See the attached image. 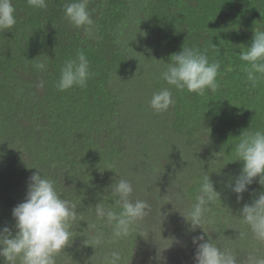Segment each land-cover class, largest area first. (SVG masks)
<instances>
[{
    "label": "trees",
    "instance_id": "16d2710c",
    "mask_svg": "<svg viewBox=\"0 0 264 264\" xmlns=\"http://www.w3.org/2000/svg\"><path fill=\"white\" fill-rule=\"evenodd\" d=\"M179 1L107 0L105 3V0H98L96 7L89 8L101 38L90 39L83 28L71 24L63 29L68 38L50 44L53 38L38 32L36 36L33 24L27 19V0H14L17 23L14 29H8L6 37L2 38L5 30H0V56H3L0 62V228L7 225L15 232L12 210L24 202L29 177L40 169L41 175L55 182L63 198L77 204L73 242L64 250L65 256H70L69 264L75 263L82 252H89L91 258L93 249L100 252L92 258L91 264H104L105 255L113 249L120 251L121 264H169L167 261L170 264H195L196 246L192 237L200 235L203 229L189 231L182 215L194 202L201 177L207 174L220 198L209 205L208 215L214 223L203 226L208 233L205 238L209 235L222 249L235 255L238 264H252L250 258H264V243L254 239L239 217L243 204L250 203L261 186L258 183L251 185L250 192L244 193L240 202L227 187L229 179L242 168V162H233L231 154L236 138L248 128L250 131L264 129V81L253 86L247 80L244 63L239 59L240 51L250 46L249 39H253L254 30H264V2L224 0L222 3L233 10V23H215L213 16L207 23L202 19L201 23H173L171 16L184 15L191 20V12L194 11L197 17L201 12L190 0H182L186 2L182 10ZM46 2L44 9H58L61 19L69 22L63 16L64 5L70 0ZM130 6L133 11H129ZM44 9H41L42 13H45ZM246 14L256 15L258 19L241 22ZM167 17L170 23L160 22ZM128 23H133L143 33L128 43L134 59L149 57V62L158 64L157 60L161 58L163 63L159 66L166 67L171 55L185 46L198 48L210 61L220 63L215 92L206 90L201 96L172 88L175 103L169 111L173 120L166 121L173 123L178 133L175 132L176 137H170L169 145L173 150L165 161L156 156L157 153H148L155 150L149 149L150 133L141 131L137 124L140 117L143 121L144 118L138 114L135 105L129 111L133 119L131 123L115 118L126 114V109L122 111L118 102L126 99L128 93L123 84L114 86L113 81L131 64V59L123 52L122 39L128 36ZM153 31L161 33V38L157 39ZM35 36L47 43L37 50H25L24 44L27 41L30 44ZM153 46L161 47L158 58L149 51ZM78 50H83L90 62L91 76L87 86L59 91L56 83L60 69L66 60L76 57ZM22 51L24 53L18 55ZM6 58L15 59L14 63ZM18 60L33 63L32 68L21 66L22 61ZM41 61L45 62L46 68H34V64ZM41 81L44 83L42 88L38 87ZM162 83L166 84L164 80ZM5 114L10 115L12 123L3 119ZM16 119H21V125ZM123 125L130 129L135 139L143 136L144 156H154L153 168L159 169L165 180H178L188 156L193 158L195 172L189 175L190 182L186 186L175 189L174 201L169 198L167 204L161 201L154 204V211L155 208L158 211L151 222L146 220L148 214L129 237L96 247L92 244V237L99 232L92 228L93 225L103 227L104 223L102 233L105 237L110 236L111 227L97 221L95 206L98 203L114 205L116 197L110 187L115 180L131 181L132 194L142 197L138 192L141 185L136 184L140 173L134 172L133 164L126 166L123 163V167L116 164L120 154L118 142L126 135L125 129L121 131ZM139 163L138 159L137 164L142 169ZM147 223L149 227L144 228ZM242 232L244 236L240 235ZM155 237L164 244L170 243V247H158ZM149 248L158 254H147ZM61 256L57 257V263L62 262ZM82 261L87 264L84 258ZM0 264H4L3 257H0Z\"/></svg>",
    "mask_w": 264,
    "mask_h": 264
},
{
    "label": "clouds",
    "instance_id": "9594fccd",
    "mask_svg": "<svg viewBox=\"0 0 264 264\" xmlns=\"http://www.w3.org/2000/svg\"><path fill=\"white\" fill-rule=\"evenodd\" d=\"M13 2L14 0H0V30H5L6 33L9 32L8 29H14L17 23ZM27 4L29 8H26V17L33 24L36 36L37 32L42 36L49 34L53 38L50 44L68 38L63 29L69 28L71 24L76 28H83L88 38H96L95 22L88 9V0H70L64 5L63 18L69 22L61 19L58 9H44L47 7L46 0H27ZM36 36L30 44L28 41L24 44L25 50H37L43 43H47L44 39L38 40ZM14 45L18 47L15 41ZM22 53L24 51L18 55ZM2 58L0 56L1 63ZM239 59L244 63L247 80L253 86L264 81V30H254L250 46L240 51ZM20 65L29 66V63L22 61ZM34 68L44 70L46 64L41 61L34 64ZM219 69L220 63L210 61L206 53L198 48L183 46L180 52L171 55L170 62L161 73V78L171 87L153 93L149 101L150 107L156 113L167 111L175 103L172 88L201 96L206 90L215 92ZM90 76V62L85 52L78 50L76 57L66 60L61 67L56 87L59 91L73 87L84 88ZM43 86L41 81L38 87ZM231 154L234 156L233 162H242L239 173L227 183L237 201L244 199V193L250 192V186L254 183L261 186V190L253 194L251 202L243 204L239 217L248 226L254 239L264 243V129L250 131L248 128L243 131L236 138ZM38 170L29 177L24 202L12 210L15 232L7 225L0 228V257H3L4 264H57V257L73 242L72 227L78 218L77 204L63 198L57 191L55 182L44 174L41 175V170ZM110 188L116 197L114 205L98 203L95 215L97 221L105 222L111 227V234L105 237L103 233H98L92 237V244L96 247L129 237L149 214L151 207L146 200L131 198L134 188L127 179H116ZM218 197L220 198V193L210 175L204 174L194 202L182 215L189 231L203 229L200 235L192 237V243L196 246L195 264H238L235 255L222 249L209 235L205 238L208 233L203 226L214 223V219L208 215L209 205ZM240 235L245 234L242 232ZM250 259L252 264H264V258ZM121 260L120 251L113 249L105 255L104 264H121Z\"/></svg>",
    "mask_w": 264,
    "mask_h": 264
},
{
    "label": "rangeland",
    "instance_id": "374dc122",
    "mask_svg": "<svg viewBox=\"0 0 264 264\" xmlns=\"http://www.w3.org/2000/svg\"><path fill=\"white\" fill-rule=\"evenodd\" d=\"M98 0H88V9L91 13L92 19H93V12L90 10V8L96 7V2ZM224 0H190L191 4L194 7L200 8L201 12L199 17L196 16V13L193 11L190 13L189 18L191 20H188L184 15L181 17H173L171 16L170 18H174L173 23H201V19L203 20V23H207L210 18L213 20L215 23H233L232 18H233V10H229L228 5L226 6L223 4ZM107 0H105V3ZM264 2V0H263ZM90 6V8H89ZM179 7L185 9L186 7V2L185 1H179ZM211 10L214 11V13H211ZM129 11H133L132 6H130ZM16 15V19L18 20V16ZM205 17L207 20H205ZM168 19L163 20L161 19V23H170L169 17ZM197 18L200 19V21H197ZM247 19H252L256 20L258 19L256 15H251L247 16L244 15L241 18V22H247ZM127 32L128 36H124L123 39V44H124V49L123 52L125 55L131 59V64L129 67H127L122 73H120L115 81H113L114 86H119L123 84V86L126 88L124 89L128 94L126 99L120 100L118 104L120 105L119 107L122 109H126V114L125 115H117L115 118L118 121H127L129 123L132 122V117L129 115L130 107L135 105L137 107V112L139 115H142L144 118V121L139 119L137 124L144 130L146 133H150V141L151 145L149 146L150 150H155V151H149L148 153H157L156 156L160 157L163 161H165L169 156H171L170 153H172L171 147H170V137H176V133H178V130L175 129L173 126V123H170L173 119L172 113H170L171 107L161 113H156L149 104V101L153 95V93L161 90L162 88L168 87L167 84L162 83V78H161V73L164 70H160L161 68L165 67H160L159 64L163 63V60L159 58L157 60L158 64L156 62L151 63L149 62V57H141L138 56L136 59L135 57L132 58L133 54L130 52L128 46H129V41L135 39L136 37L140 38L143 33H140L139 29L134 26L133 23H128L127 24ZM157 39L161 38V33L153 31L152 32ZM8 34L5 33L3 37H6ZM95 37L101 38L100 34L98 33V29L95 28ZM249 41L252 42V39H249ZM2 42H5L2 40ZM161 49V47H155L153 46L150 52H153V57L158 58V50ZM14 62L13 59L9 60ZM32 64H29L28 67L32 68ZM162 66V65H161ZM19 87V84L16 88ZM2 110L0 109V112ZM8 119L10 123L13 122V119L10 117V115L5 114L3 119ZM11 118V119H10ZM166 119H170V122H167ZM21 125V119H16ZM17 124H15L16 126ZM124 126V125H123ZM26 127V125H25ZM124 128L121 130L123 131ZM125 137L124 139H121L120 142H118V148L120 149V154H119V160L116 161V164L118 167H123V163H126V166H130V164H133V167L135 168L134 172L136 171L140 174H137L138 179L136 184L139 183L141 185L140 188H138L141 191H137L142 193V197H138L137 195L132 194V199H140V200H146L150 204V211L149 214L150 216L146 219L148 222H151L152 219L154 218V213L158 211L157 208H155L154 211V204L158 203V201H161L165 204H167V199L171 198L170 200L174 201L175 194L174 191L175 189H178L182 186H186L190 182V176L192 173L195 172V168H193V158L191 156L187 157L186 160V165L185 169L183 172L179 175L178 180L177 178H171L170 180H165V178H162V173L160 174L159 169H154L153 168V158L154 156H147L145 158L144 154L146 153L142 149V143L144 142L143 136L138 137L135 139L130 134V129H125ZM19 141V140H18ZM204 153V152H200ZM31 160V158H29ZM140 160V165H142V169L140 166L137 164V160ZM197 168H199V165H197ZM129 168H126L128 170ZM134 179V178H133ZM174 181V182H173ZM135 183V182H134ZM145 187V190H144ZM169 200V202H170ZM156 201V202H155ZM97 227V229H95ZM149 227V223L147 225H144V228ZM94 230L97 231V233H102L104 232V223L103 227L98 226L96 224L95 226L92 227ZM153 236L156 235L152 234ZM155 241L158 247H165L169 248L170 243L166 242L165 244L162 243L160 240H158V237H155ZM151 248L148 249V253H151L152 256H156L158 253L155 250H151ZM100 252L98 249H93L91 253V258L89 252L86 253H81L80 257L77 259V261L73 264H82V258H84L87 261V264H91V260L93 257L96 256V254ZM175 255V254H174ZM61 256V255H60ZM70 256L63 252L61 259L62 262H58L57 264H69ZM171 259L172 257H167V259ZM173 261H175V257H173ZM167 263H171L170 261Z\"/></svg>",
    "mask_w": 264,
    "mask_h": 264
}]
</instances>
